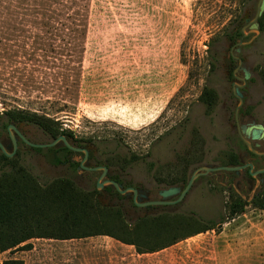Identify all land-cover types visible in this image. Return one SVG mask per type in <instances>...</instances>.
Returning <instances> with one entry per match:
<instances>
[{"label":"rangeland","instance_id":"obj_1","mask_svg":"<svg viewBox=\"0 0 264 264\" xmlns=\"http://www.w3.org/2000/svg\"><path fill=\"white\" fill-rule=\"evenodd\" d=\"M258 2L0 0V116L22 111L50 119L73 133L77 143L93 147L96 159L113 164L110 173L127 186L185 187L182 180L189 181L197 169L223 167L232 153H247L234 128L239 107L234 89L243 83L232 78L238 63L231 56H239L225 36L237 18L248 16L251 25ZM260 32L247 29V36L238 41L250 42L239 47L250 74L239 114L264 126V31ZM212 56L215 69L210 67ZM238 75L244 79L242 72ZM206 87L216 93L212 110L200 100ZM1 121L0 141H7ZM18 127L35 143L53 141L37 125L22 122ZM15 158L31 182L19 181L20 206L35 214L23 220L31 222L34 233H110L138 243L145 252L175 240L180 243L162 256H139L134 247L107 236L34 239L29 242L31 251L0 253V264H159L161 259L199 264V255L209 260L229 223L261 211L255 201L264 202V185L257 183L241 191L244 213L232 214L237 186L222 185L209 173L195 181L181 203L153 214L144 216L131 201L106 195L99 196L106 210L92 200L82 212L80 204L67 198L34 201L32 178L41 185L72 178L92 191L98 176L88 183L39 154L18 152ZM33 220L43 228L37 230ZM74 222L87 226L75 231L70 225ZM209 223L217 229L190 237Z\"/></svg>","mask_w":264,"mask_h":264},{"label":"trees","instance_id":"obj_2","mask_svg":"<svg viewBox=\"0 0 264 264\" xmlns=\"http://www.w3.org/2000/svg\"><path fill=\"white\" fill-rule=\"evenodd\" d=\"M235 26L232 31L229 33H226L225 38L229 40L232 44H237L239 39L243 38L242 33V24L243 20L240 18H237L234 22ZM260 24V30L264 31V15L259 20ZM213 41H211L210 46L212 47ZM211 49V48H210ZM211 69H215L216 67V57H211L210 62ZM208 108V110H212V108L216 105V93L206 87L203 91L202 97L200 99ZM1 121V127L3 129H7L9 125H18L19 123H30L37 125L39 128H41L46 134H49L53 141L58 139L61 136H64L67 138V140L71 143H76L78 148H85L83 144L77 143V141H74V135L71 132L63 131L59 127L56 126L55 123H53L50 119L44 118V117H38L35 114H29L22 111L19 112H8L0 116ZM55 126V127H54ZM242 142V141H241ZM245 148L246 145L242 142ZM37 153L44 154L46 156H51L54 158V160L51 161V163L55 166H59L62 164H66V157L68 155L72 154V151H70L67 147L62 146L60 148H49V149H36ZM240 161V156L237 153H232L229 156L228 163L226 166H235L238 165ZM104 166H106L108 169L113 168V164L109 162H102ZM7 167L11 168V171H5ZM75 169V168H74ZM24 169L17 168V159L14 157L12 159H9L4 153L0 151V253H6V252H15L18 250L21 251H31L33 249L32 245L29 244L30 241L34 239H55V240H77V239H83L93 236H107L110 237L122 244L128 245V246H134L137 253L140 255L144 254H151L155 252H159L161 250H164L166 248H169L171 246H174L179 243L176 240L171 243V245H165L156 248L153 251L145 252L141 249L140 245L135 242H131L127 239L117 237L115 235H112L110 233H104V234H94V235H58V237H53L46 235L45 233H34V228L31 226V222L29 221H23L25 220L26 216L31 215L32 217H35V214L33 211H29L28 209H22L20 206V202H22V190L20 188V182L19 181H27L25 178V175L22 174V171ZM37 181L33 182L32 186V192L34 194V201L42 200L48 198L49 200H62L67 198L68 201H74L77 204H80L82 212H87L88 209H86L90 202L92 200L95 201V206L99 209H107V207L103 206L99 200V196L102 195L101 192H98L97 190L93 191H86L79 186L76 185L75 180L70 179H56L55 181H52L51 183H48L46 185H41ZM28 183H31L30 181H27ZM183 184L187 186L188 180L187 178H184L182 180ZM124 185V184H123ZM109 191H112V189H109ZM115 195L119 196L118 192H115ZM123 198V197H121ZM255 203L260 204L261 211H264V202H261L260 199L256 200ZM85 204V206H84ZM234 208V209H233ZM233 211H231L232 214L235 215V213H244L245 209V202L242 200L240 196L237 197V202L234 203ZM113 209V208H112ZM110 208V210H112ZM122 216L124 221L126 222L125 215L122 211ZM240 214V215H241ZM68 215H66L65 223H68ZM37 221V230H41L43 227L41 223ZM146 221V218H143L141 222ZM87 222V221H86ZM224 224V222H222ZM71 225V228L75 231H78L80 229L81 231L87 226L86 224H83L82 222H74ZM44 226V225H43ZM217 229V226L213 223H209L208 227L203 229L202 231L195 232L192 236H197L200 234L207 233L209 231H215ZM74 231V232H75ZM3 264H24L21 260H6L3 262Z\"/></svg>","mask_w":264,"mask_h":264},{"label":"flooded vegetation","instance_id":"obj_3","mask_svg":"<svg viewBox=\"0 0 264 264\" xmlns=\"http://www.w3.org/2000/svg\"><path fill=\"white\" fill-rule=\"evenodd\" d=\"M243 23H245L246 26H248L250 23V17L246 16L243 20ZM243 39L244 38H241V41ZM238 44L239 43L232 44V47H231L232 49L236 48V53L239 56V57H235L233 55L231 56V59L237 61V63H238L237 67L234 69V71L232 73V78L235 81H238V82L241 81L243 83V85L237 84L238 89H236V91H239L241 93L242 97L245 98L243 91H244V86L246 85V83H244L243 80L247 81L248 80L247 78H249L250 74H249L248 70L245 68L246 63H245L244 59L241 57V50L239 49ZM240 72H242L244 74V79H241L239 77L238 74ZM244 101H245V99H244ZM253 124H256L255 120L250 118L249 120L246 121L245 117L242 115L240 116V114H239L238 123L235 120L234 128L237 130V132L239 134V131L243 130L244 127H250ZM9 126H11V125H9ZM13 126H15L17 128V130L33 145H43V144H49V143L54 142V141H49L46 143H35V142L31 141L25 134H23L20 131V127H18V125L14 124ZM6 130L8 133V140L7 141H0V142L4 145V147L8 150V152H11V154H12L14 152V144H13V141L10 137V133L8 132V128ZM13 134H14V137L17 139V147H18L17 152H16L14 157L17 156L18 152L28 153V154L29 153L39 154V156L44 157L46 159V161L50 165H52L53 167H65L70 172L76 173V175L79 179L85 180L88 183H90L94 178H96L98 176L96 178L97 180H96L95 188L93 189V190L98 191V179L103 174V171H93L92 169H96L99 167H106V166H104L102 164L101 160L95 158V153H94L93 147L86 146L85 148H80V149L88 150V158L87 159H86V155L84 153L72 152L71 155H68L66 157V161H67L66 164L55 166L51 163V161L54 160L53 157L46 156L44 154L41 155L40 153H37L35 150L39 149V148H35L34 146L26 144L15 131H13ZM253 142L252 143H253L254 149L260 155L252 154L247 148V153L244 156H240V161H239L238 165L227 166V167H240L241 168L240 170L233 171V172L222 171V172L212 173L213 175H215L217 177L216 178L217 181L222 185L227 186L229 184H235L237 186V193L240 197H241V191L243 192L247 189L252 190L257 183L260 187H263V185H264V173L261 175L253 176V174L264 169V164H262V162L264 161V137L262 135H260V139L253 141ZM71 144L74 147L78 148L76 143H71ZM62 146L60 145L56 148H60ZM0 151H1V149H0ZM251 165L254 167V169L252 171H251V167H250ZM106 180L115 181L116 183L123 186L124 189H128V188L136 189L138 191L137 197H135V195L133 193H129L125 196H122L119 194L120 195V197H119V196L115 195V192H117V191L112 186H107V185L104 186L103 190L98 191V192H101L102 195H106V196L113 198V199H119V198L123 197V199H127V200L131 201L133 204V207L141 210L144 213V216H146L148 214H153V213H155L159 210H162V209L172 208V207L179 204V203H177V204H169V203L177 201L181 195V191L178 195L170 197V198H164L161 196L162 192L169 190L170 188H173V187L165 188L163 190H155V189H152L149 187L145 189L141 186H127L124 183H122V181L119 179L118 176L111 174L110 169H109V173L106 176V178L104 179V181H106ZM176 187L184 188L183 186H176ZM82 189H84L86 191H90V187L84 186V187H82ZM109 189H112V191H109ZM139 202H141V203H139ZM158 202L164 203V204H161V205H152L151 204V203H158Z\"/></svg>","mask_w":264,"mask_h":264},{"label":"water","instance_id":"obj_4","mask_svg":"<svg viewBox=\"0 0 264 264\" xmlns=\"http://www.w3.org/2000/svg\"><path fill=\"white\" fill-rule=\"evenodd\" d=\"M264 15V0H259L258 5H257V11H256V15L254 16L251 25L250 26H245L242 29V33H243V38L247 36L246 34V30H249V33L252 31H255L256 35H259L260 32V24H259V20L263 17ZM250 43V42H248ZM248 43H239L238 47H241L243 45H246ZM248 79V78H247ZM244 83H246V80H243ZM234 95L235 97L238 99L239 101V107L237 108L236 114H235V120L238 123V119H239V112H240V107L244 104V98L242 97L241 93L239 91H236V89H234ZM13 131H15L20 138L28 145L34 146L35 148H39V149H49V148H56L58 146H65L67 147L70 151L74 152V153H84L86 155V159L88 158V150L86 149H80V148H76L74 147L68 140L66 137L61 136L58 139H56L54 142L49 143V144H43V145H33L31 144L18 130L15 126L11 125L8 127V132L10 133V137L13 141L14 144V152L12 154H10L8 152V150L4 147V145L0 142V149L2 151V153H4L9 159L14 158L16 152H17V139L14 137ZM260 135H262L264 137V126L263 125H256L253 124L250 127H244L243 130L239 131V136L241 141L246 145V147L248 148V150L255 155H260L253 146V141H256L258 139H260ZM251 171L254 169V167L251 165ZM240 167H202L197 169L192 176L190 177V180L187 184V186H185L184 188L182 187H173L170 188L169 190H166L164 192L161 193V196L164 198H170L173 196H176L180 193L181 191V195L179 197V199L175 202L169 203V204H177L183 201L184 197L188 194V192L190 191V189L192 188V186L194 185L195 181L199 178V177H203V176H207L209 173H215V172H222V171H227V172H233V171H238L240 170ZM93 171H103V174L101 175V177L98 179V191L103 190L104 186H112L120 195L125 196L129 193H133L135 195V197H137L138 195V191L134 188H128V189H124L123 186H121L120 184L116 183L115 181H110V180H106L104 181V179L106 178V176L109 173V169L107 167H99L96 169H92ZM264 173V169L258 171L257 173L253 174V176L256 175H261ZM152 205H161L164 203H151Z\"/></svg>","mask_w":264,"mask_h":264},{"label":"crops","instance_id":"obj_5","mask_svg":"<svg viewBox=\"0 0 264 264\" xmlns=\"http://www.w3.org/2000/svg\"><path fill=\"white\" fill-rule=\"evenodd\" d=\"M227 226L230 228H226L217 237L216 249L208 256L209 260L199 255L196 261L199 264H264V211L245 213ZM176 245L151 255L162 256ZM129 258L131 259L130 256ZM124 259L128 261L127 258ZM104 264L108 263L104 261ZM159 264H168V260L161 259Z\"/></svg>","mask_w":264,"mask_h":264}]
</instances>
